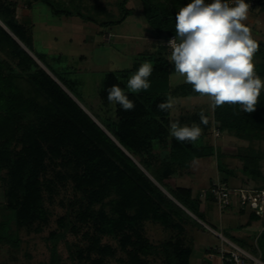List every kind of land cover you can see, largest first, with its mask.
I'll return each instance as SVG.
<instances>
[{
  "label": "rangeland",
  "instance_id": "obj_1",
  "mask_svg": "<svg viewBox=\"0 0 264 264\" xmlns=\"http://www.w3.org/2000/svg\"><path fill=\"white\" fill-rule=\"evenodd\" d=\"M12 1L17 5L15 20L31 30L30 51L45 55L47 64L56 73L69 72L66 77L77 85L81 101L91 109L100 108L101 112L105 108L96 96L103 73L118 75L129 69L136 61V54L147 47L145 35H152L144 21L141 2L137 0H128L125 4L132 13L122 23L105 27L97 24L120 18V0H55L61 7L79 12L95 24L77 17L53 16L39 2L28 10L26 0ZM152 1L171 11L184 7L177 0ZM0 26L57 83L28 49L1 23ZM262 33L255 34L254 39L264 43V23ZM161 39L165 44L166 34ZM4 59L0 53V147L8 148L0 151V223H8L7 233L18 244L13 247L10 243H0V264H48L49 238L62 231L60 222H65L66 233L56 246L58 264H164V246L172 251L190 248L188 264L220 263L217 255L208 259L206 250L211 253L226 246L204 223L183 210L207 231L186 215L159 206L149 196L148 189L82 124L75 123L73 116L62 110L52 111L54 103L49 92L36 89L26 79L11 77ZM169 82L172 87L186 84L185 78L175 71L170 73ZM10 94L16 96L13 106L8 102ZM173 99L172 122L178 121L182 113L188 117L196 110L211 113L208 96ZM108 109L113 111L111 104ZM261 136L238 140L219 133L214 127L212 143L216 156L193 161L188 171L164 183L173 189L190 188L192 196L201 200L204 221L214 232L228 238L245 235L250 237L249 241L256 235L255 242L264 255V233L258 240L264 232L261 223L251 222L250 225H255V234L241 227L251 213L248 207L239 215L235 207L220 210L214 201L203 200L213 184L222 183L224 174L218 171L219 165L231 173L227 187L264 189V134ZM240 155L254 157V165L249 167L251 173H243ZM10 161L15 162L14 167L9 166ZM24 162L33 167L28 183L20 173ZM22 188L26 191L25 198ZM126 219L130 221L125 222ZM103 224H110V231L102 229ZM140 244L150 246L147 254L140 251Z\"/></svg>",
  "mask_w": 264,
  "mask_h": 264
},
{
  "label": "trees",
  "instance_id": "obj_2",
  "mask_svg": "<svg viewBox=\"0 0 264 264\" xmlns=\"http://www.w3.org/2000/svg\"><path fill=\"white\" fill-rule=\"evenodd\" d=\"M128 0H120L118 8L121 16L113 22H105L97 24L98 26H114L122 23L132 12L125 8ZM141 2L142 15L148 28L156 38H161L166 34V39L174 35L176 36L175 23L178 10H167L160 3H154L152 0H137ZM180 4L186 6L192 0H177ZM45 5L53 16L77 17L86 22L93 20L84 17L79 12H72L67 8L60 6L55 0H26V8L28 10L34 3ZM16 3L12 0H0V23L7 31L14 35L20 43L47 69V71L55 78L57 83L64 88L76 101L85 108L94 119L104 128L103 132L100 127L75 103L67 93L42 69L17 43L9 36V34L0 26V53L5 57L7 62L5 68L9 71L11 77L23 78L32 83L36 89L49 92L54 113L62 110L64 113H69L75 118V123L82 124L86 131L91 136L102 144L103 148L112 154L118 160L123 168L137 180L138 183L148 189L149 196L162 208L176 213L186 215L183 210L189 212L192 216L204 223L208 228L212 229L205 223L203 213L200 211V203L198 197L192 196L190 188L177 187L175 189L167 186L164 182L168 179L175 178L183 171H188L193 161L205 158H213L216 156V150L213 146L212 130L214 127L219 133H226L238 140H248L251 137L255 139L261 138L264 134V90H261L258 103L253 112H244L238 104H224L217 107L214 111L211 108V113L203 112L208 123H201L199 113L202 111L196 110L186 120L181 118L180 126L193 124L199 126L202 130L201 136L195 141L180 142L170 135L171 109L161 111L157 105L165 102L167 98H187L200 97L199 93L193 90L190 84H180L171 87L169 83V75L175 71L174 64L170 62V53L165 44H160L159 40L154 41L153 51L144 52L138 56L136 61L129 69L122 70L117 74L113 72L103 73V80L97 99L105 108L103 112L100 108L91 109L88 104L81 101V94L78 92L76 84L68 81L66 75L69 72L56 73L54 69L47 64L45 55H36L30 51L29 46L32 44V34L28 27L17 22L14 17ZM165 39V41H166ZM179 40V38H177ZM149 62L153 66V72L148 80L150 88L147 91L141 90L138 93L128 90L127 81L134 75L138 68L144 63ZM255 64L256 75L264 80V52L261 47L253 57ZM67 79V80H66ZM112 85H118L128 95L129 99L134 101V110L124 111L118 104L110 103L107 99V89ZM15 95L10 94L8 102L11 106L15 103ZM212 103V102H211ZM112 105L113 111L108 109ZM101 110V111H100ZM18 111V110H17ZM211 117H210V116ZM179 122V121H178ZM78 147V146H77ZM76 147L74 146V151ZM7 146H1L0 151H7ZM242 155V154H241ZM239 156L243 161V173H251L249 167L254 165V157L247 158ZM9 166L14 167L15 162L10 161ZM32 165L29 162H24L20 168V173L23 175L25 182L28 183L31 178ZM220 173H223L222 183L227 184V179L231 173L226 171L221 165L217 166ZM151 178L149 179L146 175ZM24 187V183L22 185ZM137 187V191H140ZM264 187V184H263ZM25 188V187H24ZM22 195L26 197V191L22 188ZM134 190V189H133ZM167 194L170 196V199ZM204 201H213L209 192H206ZM17 212V208H13ZM253 214V213H252ZM198 227L207 231L200 224L191 220ZM256 219V216L252 215ZM130 220H125V222ZM62 231L52 235L49 238L51 257L48 264H58L56 258V246L58 241L62 239L66 233L65 222L59 224ZM127 225H130L128 223ZM102 229L110 231V224H103ZM8 223H0V243L11 244L13 247L18 244V241H11V237L7 233ZM213 230V229H212ZM262 232L258 240L263 236ZM223 236V235H222ZM232 243L238 245L244 250L256 253L249 249V246L242 241H237L233 238L223 236ZM257 240V242H258ZM259 244V243H258ZM257 245V244H256ZM248 247V248H247ZM143 254H147L150 246H139ZM259 259L264 264V255L260 252ZM164 264H188L190 258V248L184 250H170L164 246ZM258 254V253H257Z\"/></svg>",
  "mask_w": 264,
  "mask_h": 264
},
{
  "label": "clouds",
  "instance_id": "obj_3",
  "mask_svg": "<svg viewBox=\"0 0 264 264\" xmlns=\"http://www.w3.org/2000/svg\"><path fill=\"white\" fill-rule=\"evenodd\" d=\"M248 10L249 4L245 0H235L234 7L222 0H213L209 4L204 0H192L176 14V36L168 41L172 49L170 62L196 93L210 98L213 111L227 103L238 104L244 112L251 113L264 88L253 63L260 44L253 39L251 29L242 23L247 19ZM152 72V64L144 62L127 81L128 89L134 93L147 91ZM107 94L110 103L118 104L124 111L134 110V101L120 86H110ZM173 106L171 97L157 105L161 111ZM199 117L201 123H208L203 112ZM201 132L195 124L170 123V135L180 142H195Z\"/></svg>",
  "mask_w": 264,
  "mask_h": 264
},
{
  "label": "built area",
  "instance_id": "obj_4",
  "mask_svg": "<svg viewBox=\"0 0 264 264\" xmlns=\"http://www.w3.org/2000/svg\"><path fill=\"white\" fill-rule=\"evenodd\" d=\"M204 2L205 4H209L212 3L213 0H204ZM245 2L249 4V7H264V0H245ZM227 3L230 7L235 6V2ZM173 37L175 36L171 35L165 41V46L169 52H172V49L168 46V41ZM177 43H179L178 39ZM208 192L220 210L226 209L235 203L240 209L248 207L249 210H251V213L264 219V189L249 190L229 188L225 184L217 182L212 185ZM205 228L215 234V236L226 246L225 248H219L212 251L220 258L223 264H262L259 256L254 257L250 255L243 248L224 238L222 234L214 232V230L207 226H205Z\"/></svg>",
  "mask_w": 264,
  "mask_h": 264
},
{
  "label": "crops",
  "instance_id": "obj_5",
  "mask_svg": "<svg viewBox=\"0 0 264 264\" xmlns=\"http://www.w3.org/2000/svg\"><path fill=\"white\" fill-rule=\"evenodd\" d=\"M222 1L223 2H235V0H222ZM242 23H244L245 26H247V27H249L251 29V34H252L253 39L255 37V34L256 35L263 34L262 31H263V23H264V7H261V6L249 7L247 19L245 21H243ZM148 35H145V36H147V38L145 40L146 41L145 44H146L147 47H145V49L143 51H140V52H138L136 54L137 58H138V56L140 54L144 53L145 50L147 51V49H151V51H153L154 49H153L152 43L154 41H158L159 40V42H160L161 45L164 43L161 38L160 39L159 38H156V36L154 34L149 35V36ZM262 81H264V80H262ZM172 114L173 113L171 112V114H170L171 115V118L173 117ZM182 114H184V113H182ZM182 114H180L181 116L178 115V118L177 119H178L179 123H181V121L186 120L188 118V116L186 114H184V115H182ZM181 118H183V120H181ZM201 204H200V206H201ZM204 204H206V202H204ZM231 207H235L237 209V213L239 215H243L244 214V210L243 209H240L237 204L234 203ZM201 208L202 207H200V209ZM252 215H254V214L250 213L249 217L247 218V221L241 227L248 228L247 230H249L252 234L253 233L255 234L256 228L254 227L255 225H250L251 222L252 223L253 222H260L261 225H262V228H264V219L263 218H259L256 215H254V216H256V219H255V218H252ZM231 238H233V239H235L237 241H240V242L242 241V243L244 242L246 244V246H249V249L250 250H253L256 253H251V252H248V251L247 252L250 255L254 256V257H258L259 251H258L256 242H255L256 235L254 237H251L252 239L250 241L248 240L250 237L248 238L245 235L242 236V237H240V238H237V237H231ZM206 253L209 255V258L208 259H213L214 256H215V254L212 251H211V253H209L208 249L206 250ZM211 254H213V255L211 256ZM219 264H223L221 262V260H220V263Z\"/></svg>",
  "mask_w": 264,
  "mask_h": 264
},
{
  "label": "water",
  "instance_id": "obj_6",
  "mask_svg": "<svg viewBox=\"0 0 264 264\" xmlns=\"http://www.w3.org/2000/svg\"><path fill=\"white\" fill-rule=\"evenodd\" d=\"M260 44V47L264 50V43L258 42Z\"/></svg>",
  "mask_w": 264,
  "mask_h": 264
}]
</instances>
